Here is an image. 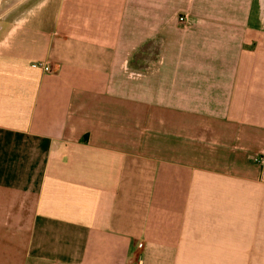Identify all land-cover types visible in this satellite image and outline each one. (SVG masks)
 Returning a JSON list of instances; mask_svg holds the SVG:
<instances>
[{
  "label": "crops",
  "instance_id": "crops-1",
  "mask_svg": "<svg viewBox=\"0 0 264 264\" xmlns=\"http://www.w3.org/2000/svg\"><path fill=\"white\" fill-rule=\"evenodd\" d=\"M0 264H264V0H0Z\"/></svg>",
  "mask_w": 264,
  "mask_h": 264
},
{
  "label": "built area",
  "instance_id": "built-area-1",
  "mask_svg": "<svg viewBox=\"0 0 264 264\" xmlns=\"http://www.w3.org/2000/svg\"><path fill=\"white\" fill-rule=\"evenodd\" d=\"M184 20H185V18L180 17V21H184ZM44 70H45L46 72H51V71H52L51 67L48 66V65L44 67ZM140 247H141V245H140Z\"/></svg>",
  "mask_w": 264,
  "mask_h": 264
}]
</instances>
